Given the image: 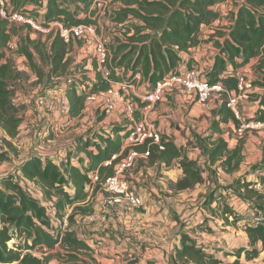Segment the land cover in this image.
I'll list each match as a JSON object with an SVG mask.
<instances>
[{"label": "trees", "instance_id": "obj_1", "mask_svg": "<svg viewBox=\"0 0 264 264\" xmlns=\"http://www.w3.org/2000/svg\"><path fill=\"white\" fill-rule=\"evenodd\" d=\"M93 1L9 0L7 9L10 14L21 13L34 19L41 16L45 26L57 22L63 27H71L95 22L92 17L97 9L92 7ZM225 1L111 0L114 6L107 12V17L117 25L120 36L111 37L113 42L108 45L109 68L122 69L128 84L142 83L151 91L156 83L178 72L180 63L184 62L189 69L192 61L183 59L182 54L205 42L215 49L212 64L204 72L205 79L232 91L237 87V69L257 58L254 69L258 78L252 80V84L263 93L249 95L258 101V107L254 116L246 121L264 123V0H234L227 10L226 22L222 23L220 13L213 7ZM215 21H219V25L212 29L213 33L206 39L200 38L201 28ZM17 27L0 16V128L10 139L17 136L22 121L20 107L12 101L14 84L21 73L15 69L10 57H24L39 82L58 79L63 83L64 87L60 89L68 100L71 118H80L84 114L89 94L106 92L112 82L121 81L122 76L116 75L114 69L103 78L94 61L89 69L87 57L72 62L70 54L80 48V39L64 42L56 30L41 38L42 33L28 24L18 28L22 32L25 30L22 34ZM31 33L37 36L32 38ZM13 40L15 47L10 50L8 43ZM90 70L94 75L89 74ZM221 96L222 101L211 110L208 133L194 135L193 143L211 172L219 169L231 175L244 162V139L236 137V143L230 147L223 137V126L232 123L238 129L241 121L226 106V94ZM135 100L139 107L145 106ZM134 117L139 118L138 111ZM102 120L103 115L97 118V122ZM130 131L131 127L120 124L111 126L107 134L88 130L85 135L76 136L58 161L47 155L33 154L18 165V177L10 173L0 177V264H49L53 259L57 264H100L94 249L87 243L88 237H79L73 226L77 217H89L94 213L96 193L101 191L104 181L114 175L115 166L129 152L128 148H123V142ZM6 144L14 150L11 143L6 141ZM262 146L258 164L252 167L253 171L261 169L256 171V179L238 178L232 185L234 192L253 201L259 208L264 205V142ZM133 149L139 153L148 152L147 165L156 163L158 169L176 165L180 169V176L170 185L172 192L191 191L203 182L200 166L189 156L187 147L176 145L172 139L161 135L159 144L147 139ZM7 159L6 151H1L0 161ZM93 176L96 181L92 184ZM17 178L33 183L39 189L40 197L28 192ZM255 182L263 186L261 193L253 188ZM87 185L91 186V192L85 191ZM201 206L211 215L219 216L225 225L240 220L221 193L211 191ZM244 232L247 246L236 248L232 253L233 260L228 262L214 256L198 238L181 232L167 264H241V257L251 261L258 257L259 248L264 249V224L245 225Z\"/></svg>", "mask_w": 264, "mask_h": 264}, {"label": "rangeland", "instance_id": "obj_2", "mask_svg": "<svg viewBox=\"0 0 264 264\" xmlns=\"http://www.w3.org/2000/svg\"><path fill=\"white\" fill-rule=\"evenodd\" d=\"M228 1H231L232 3L234 0ZM113 6L114 5L110 0V2L107 3L105 10H97V13L92 17V20L95 21L92 25L95 27L96 35H103L104 37H107L109 43L113 42L111 37H115V35L120 36V31L118 30L117 25L113 24L107 17V12L111 10ZM223 13H227V10H224ZM224 20L226 22V15L224 16ZM37 22L42 27L51 28L52 31H55L59 24L57 22H50L48 26H45L41 16L37 17ZM17 26L18 27L16 29L21 27L20 24ZM19 30L20 29H18V31ZM24 31L25 30H23V32H19L22 34ZM46 35L41 34L40 36L41 38H45ZM36 36L37 34L31 33L32 38ZM13 39L16 40L17 38L13 37ZM89 42L92 43L93 39ZM81 44L80 48H75V50L70 54L71 60L72 62H75L78 59V61L75 62L77 63L82 60L83 57H87V67L91 69L90 59L92 46L83 40H81ZM7 56H9V53ZM208 56L207 52L206 56L203 58ZM10 59L15 69L21 73V76H19L14 84V95L12 97V101L16 106L20 107V116L22 121L19 125L17 136L12 139L7 137L0 128V152L6 151L8 154L7 160L0 161V177L9 173L18 177V173L16 172L18 165L23 159L33 154L39 156L47 155L55 161L58 160V158L63 157L65 155L64 151H67V149L71 147L73 140L79 133L85 135L88 130H100L101 125L97 122V118L101 115H103V118L105 117L107 114L105 105L108 104L106 102L107 97L103 96L98 101L90 104L82 115L83 117L81 121L73 122L72 124H65V122L61 119L52 122V124H48L49 126H52L53 131L56 128V134H53L51 130H49L48 133H44V131H42V125H40L42 122L36 123L35 120H29L39 113L42 114L43 112H48L46 110L47 108L37 106L35 101L40 97L56 98L57 95H60L59 90L61 84L63 83H61L58 79H52L50 82L40 80L39 82L35 73L27 66L24 57L14 55V57H10ZM257 61L258 59L251 60L250 63L246 64L242 69H239L238 72L245 74L251 80H256L258 78V73L255 71L254 66ZM201 68L204 71L207 69L206 66H202ZM91 72H93L94 75V71ZM121 82L128 84L125 76H122ZM133 86L136 88V84H133ZM137 86L143 88V93L141 94L150 92V88L146 85L143 86L142 83L137 84ZM115 89L120 95L125 94L127 96L128 93L129 95L131 93L130 88L122 90L118 89V85H115ZM46 91L51 92L50 94H47ZM174 92L175 91H172L169 94L165 93L162 101L160 102L168 108H175L173 104L168 103L172 93ZM257 92L260 94L263 93L262 89ZM184 93V96H186L187 93ZM177 95L179 94L177 93ZM188 95H191V102L190 104L187 102L184 103L187 110L182 111V122L172 120L174 118L172 117V114L168 112V109H163L161 115L168 116L169 114V117L171 118H164V120L172 124L175 123V129H179L178 127L181 126L189 129V137L191 136L190 140H188V137L186 138L183 132H180V135H182L184 139H187V141L183 142L184 147H187L189 156L193 160L195 159L197 164L200 166L203 182L197 185L193 190H191V192L187 191L183 193H175L170 190V185L173 181L169 179L164 180L163 182L165 186H160L166 189L158 191V196H154L153 193H150L147 190L146 195L143 196V206L137 209L114 205L109 208L105 206L103 201L109 196L108 193L100 191L103 196L101 197L102 200H99L97 203L94 202L93 204H96L97 213H99V217L102 215V218H97L94 221V219L90 218V216L83 218L77 217V222L73 226V229L81 238L89 237L90 234H92L89 227L95 223V225H100L101 227L108 226V228L103 231L97 232L95 239L100 241V245L98 246L100 248L110 244V242L115 243L114 240L116 239H125V247H121V251H125V253L120 252V254H113L114 257L111 259H107L105 256L101 257L97 253L99 259H103L102 261L100 260V264H138L139 262L140 264H167L172 248L175 246V240H177L178 234L181 232L190 233L193 237L198 238V241L204 243V248L208 249L214 256L221 259L223 262H228L233 260L232 253L236 248L247 246L248 239L244 232L245 225L254 224L256 218L260 216V211L264 216V205L261 208L257 207V204L253 201H248L240 197L237 192L233 191L232 188L233 181L236 179L244 178V180H246L250 177L254 179L257 175L256 171H261V169L253 171L252 167L258 164L262 155L264 123L257 125L256 122L246 121L247 118L254 116V111L251 109L253 105H250V103L254 100L253 97L251 96L247 101H244L246 102L245 104H247V109L243 110L240 114L241 125H249V127L243 129L240 135L244 139L245 160L235 174L233 173L232 175H227L222 173L219 169L211 172V169L205 162L204 158L198 154L199 150L193 143L194 135H196L198 131H204L207 124L210 122L205 113L202 111L199 112L197 109H194L197 115L191 116V106L197 98L192 94ZM221 97L222 96L215 95L208 102V104L216 105ZM159 105L156 107H163V105ZM160 120L163 119L158 116L152 120L150 119L149 121H151L157 129V123H159ZM229 125L232 126L234 130L231 131L229 128H224V134H226L225 138L227 141L231 142L230 145L233 146L236 143V137L239 135L236 134V128L234 125L232 123ZM158 133L160 136L162 135L159 130ZM6 141L11 143L14 150L7 147ZM62 153L63 155H61ZM142 160L146 159H141L140 157L136 164L129 168L128 171L131 172L136 168V166L138 167L139 165H143ZM171 168H173V166ZM149 171L150 174L147 175V179L161 175V169H158L156 166L150 168ZM17 179L33 196L40 197L39 189L33 183L20 178ZM147 183L156 187L154 184L156 182H151V179ZM131 185L137 189H139V187L144 189L145 186H147L141 181L133 182ZM211 191H214L215 194L221 193L223 195V199L240 217V220L237 223L225 225L222 223L219 216L211 215L207 209L202 208L201 203L204 197ZM261 192L262 191H260V193ZM214 205L215 204H213V206ZM106 232H108V234H106ZM90 243L91 242H89V244ZM118 243L116 246H118ZM259 249L260 252L257 258L251 261H246L243 257H241V264H264V249ZM135 261L137 262L135 263ZM57 263L58 262L53 259L49 264Z\"/></svg>", "mask_w": 264, "mask_h": 264}, {"label": "built area", "instance_id": "obj_3", "mask_svg": "<svg viewBox=\"0 0 264 264\" xmlns=\"http://www.w3.org/2000/svg\"><path fill=\"white\" fill-rule=\"evenodd\" d=\"M110 0H94L92 7L96 8L98 11H103L106 9L107 3ZM232 4V3H231ZM7 7H9V0H0V16L4 19H7L9 24H28L33 30L39 31L42 34L49 33L52 29L49 27H42L37 19L31 18L27 15L21 13L10 14ZM225 21V20H224ZM210 27L211 35L213 33V28L219 25ZM214 23V22H213ZM212 23V24H213ZM211 24V25H212ZM209 25V26H211ZM56 31L59 33V36L64 40V42H69L72 38H77L83 41H86L89 45L92 46L91 52V61H94L97 66V71L102 75L103 78H107L111 69L109 68L110 62V52L108 49L109 40L103 35L97 36L95 33V27L90 25H74L71 27H63L61 24H58ZM93 39V42L89 41ZM205 42L199 43L198 45L190 48V58L195 59L197 53L201 50ZM210 44V43H207ZM211 45V44H210ZM15 47L14 41L8 43V49L13 50ZM203 47H205L203 45ZM215 51V49H213ZM7 52V50H5ZM214 53V52H213ZM257 59V58H256ZM92 71V70H91ZM115 74L122 76V69H114ZM204 70L199 66H191L189 69L184 68L183 70H178L173 75L165 77L163 80L156 83L153 90L145 94H134V96L141 103H145V106L139 107L138 102L133 98L129 99L128 104L124 110L127 118L131 121V131L128 137L123 142V148H128V154L123 158V160L115 166V173L113 176L107 178L101 186V191L108 193V197L104 199V204L107 207L114 206H126L130 209H137L143 206V198L132 190L127 181L123 179L122 175L126 170L133 167L136 164L137 160L141 158H146L148 152L139 153L133 149V147L142 144L145 140L149 139L151 143L159 144L160 135L158 129L155 128V125L149 121V117L145 114L139 118L134 117L135 111L147 110L151 105H154L156 102H160L163 99L165 93H171L172 91H182L187 94L194 95L198 101L204 103L210 101L215 95L221 96L226 94V106L231 109L235 117L240 120V114L242 108L240 107L243 101L249 99L251 93H258L260 88L253 87L252 80L249 79L245 74L235 73L237 79V87L235 90L227 91L225 90L220 83L210 84L204 77ZM136 78L139 79V76L136 75ZM115 85H118V89H132L133 84H125L123 82H112L109 90L103 93L98 94H89L86 98L87 102L93 103L98 101L103 96L107 97V105H105L106 113L114 107V98L119 96L118 91L115 89ZM115 95V96H114ZM222 98H219L221 102ZM36 105L39 107H45L48 112L59 113L62 121L65 124H72L73 119L68 114L69 104L66 96L62 92L59 98L52 97H40L35 101ZM106 104V103H105ZM261 124L259 122L256 123ZM241 125V124H240ZM249 127V125H241L236 129V134L241 135L244 128ZM162 149V146H159ZM115 155L112 156V159ZM96 181V176L92 177V184ZM253 188L257 191L263 189V186L259 182H255ZM85 191L92 190L90 185H87ZM256 218L254 224H264V216L261 214Z\"/></svg>", "mask_w": 264, "mask_h": 264}, {"label": "crops", "instance_id": "obj_4", "mask_svg": "<svg viewBox=\"0 0 264 264\" xmlns=\"http://www.w3.org/2000/svg\"><path fill=\"white\" fill-rule=\"evenodd\" d=\"M235 1H237V0H235ZM213 8L220 13V21L223 23L224 16L226 15V13H223V11L224 10H228L229 8H231V1H228L227 0L224 3H220L218 5H215ZM215 25H217V22H214L211 26H203L201 28V30H200V34H199L200 38L206 39L209 36L210 27H213ZM203 45L205 47H203ZM203 45H201L202 48L197 53L195 59H191L190 58V55H189L190 49L187 52L183 53L182 54V57H183V59L184 58L185 59L186 58L187 59L190 58L191 61H192L191 62V66H195V65L196 66H199V67L206 66L207 69H208L211 66V64H212V55H213V48L214 47L212 45H210V44H207V43H204ZM206 51L208 52V55L209 56L206 57V58H203L207 54ZM76 61H78V59ZM243 67H245V66H243ZM243 67L238 68L237 71H239V69H242ZM90 68H91V63H90ZM184 68H186V64L184 62H182L177 67V70H183ZM89 74L92 76L93 75V72H91V70H90V73ZM60 87L61 88L64 87V84H61ZM59 91H60V95H61L62 94V89H60ZM46 92H47V94H50L51 91H46ZM130 92H131L130 95L128 93L127 96L125 94H121V95L119 94L120 97L119 96H115V95H114L115 96L114 98L112 97V99H115L114 100V107L111 110H109L108 113L103 118V120L101 122H99L100 125H101L99 131H101L102 133L107 134V133H109V129L111 128V126L116 125V124L128 125L129 127H131V121H130L129 118H127L126 113L124 112V110H125V108H126V106L128 104L129 99H131V100H133V98L134 99H137L134 96V94L140 95L141 93H143V88H141V87H139V86L136 85V88H135V86H133V88L130 89ZM177 93L179 95H177ZM60 95H57L56 98H59ZM184 95H185V93L182 92V91H175L174 93H172V95L170 97V101H173V102H170L169 101L168 103L169 104H173L175 106V108H172V107L168 108L167 106H165L164 104H162V102H160V103L158 102V103L154 104L153 106L151 105L152 107L150 106V108L147 109V110L138 111L139 112V117H141L142 115L145 114L151 120L153 118L158 117V116H159V118L163 119V120H160L159 123H157V129L160 131V133L163 136L167 137L168 139H172L174 141V143L176 145H178V146L179 145L184 146L183 142L184 141H187V139H184V137L182 135H180V132H183L184 135L186 136V138L188 137V140L191 139V136L189 137V129L188 128H185L184 126L178 127L179 129H175L176 128L175 123L172 124V123H169L168 121L166 122L164 120V118L165 119L166 118H171V117H169V114H168V116H163V115H161V112H162L163 109H168V112L171 113L172 114V117L174 118L172 120H175L176 122H182V111L183 110H187L185 108L184 103L187 102V103L190 104V102H191L190 101L191 100L190 99L191 98V95H188V94L186 96H184ZM47 96H51V95H47ZM208 102L207 103H205V102L202 103V102L196 100L192 104V106H191V110H190L191 111V116L197 115V113L194 111V109H197L199 112H201V111L204 112L205 115L209 118V122H210V117H211L210 110L214 106H216V105H214V104H210L209 105ZM219 103H220V101L218 100L217 105ZM245 103L246 102L243 101L242 104H241L242 111L247 109V104H245ZM90 104L91 103H89L87 105L85 111L90 106ZM158 105L159 106H162L163 105V107L157 108L156 106H158ZM250 105H253L251 109L253 111H255L256 108L258 107V101L253 100L252 103H250ZM82 117L83 116H81L80 118H74L73 119V122H79V121H81L82 120ZM180 117H181V119H180ZM61 119L62 118H61V116H60V114L58 112L57 113H54V112L53 113L43 112L42 114L39 113L38 115L34 116L32 119H29V120L30 121L31 120L32 121L35 120L36 123L42 122L40 125H42V131H44V133H48L49 130H51V132H53V134H56V128L53 131L52 126H49L48 124H52V122H55V121H58V120H61ZM208 127H209V123L207 124V127H206V129L204 131H198L196 133V135H205V134H207L208 133ZM224 128H229V129H231V131L234 130V128H232V126H230L229 124L226 125V126H224L223 129ZM79 135H82V134L79 133L78 136ZM225 135L226 134H223V137L224 138H225ZM230 143L231 142H228L229 146L232 147L230 145ZM61 155H63V153ZM59 159L60 158H58V160ZM58 160H56V161H58ZM244 160H245V158H244ZM142 163H143V165H139L138 167L136 166V168L133 169V171H131V172H129L128 170H126L125 173L122 175V177H123V179H125L127 181L129 187L132 190H134L136 193H138L143 199H144L143 196L146 195V191L147 190L150 193H153L154 196L155 195L158 196V194H157L158 191H161V190H165L166 189V188H163L162 187V186H165L164 185V182H163L164 180L169 179V180H172L173 182H175L178 179V177L180 176V169L176 165H174L173 168H169V169L161 168V175L160 176H155L154 175L155 177L147 179V175L150 174L149 169L150 168H153V166H156V163L154 165H147V163H146L145 160H142ZM144 163H146V164H144ZM150 179H151V182H156V183H154L156 187L152 186L150 183H147ZM255 179L256 178L252 179V177H250V178H247L246 180L253 181ZM139 181L145 183L147 186H145L144 189L141 188V187H139V189H137V188H135L134 186L131 185V183H133V182H139ZM160 185H162V186H160ZM183 192H187V191H183ZM183 192H178V193H183ZM189 192H191V191H189ZM101 197H103L102 196V193L100 191H98L96 193L95 197H94L93 203L94 202L97 203L99 200H102ZM153 210H155V209H153ZM97 212L98 211L96 210V204H95L94 205V213L90 216V218H93L94 221L97 218H102V215H100V217H99V213H97ZM96 213H97V215H96ZM95 224H93L91 227H89V229L91 230V233L92 234H90V236L88 237L87 243H88V245H90L91 248L94 249L95 257H96V259L99 262H101L103 259L102 258L99 259V256H97V253L101 257H104V256L107 257V259H111L112 257H114L113 254H120V252H124L125 253V251H121L122 250L121 247L122 248L125 247V244H126L125 239H122V238H119V239L114 240L115 243L110 242V244H108L106 246H102L101 245L102 246L101 248L98 247L100 245V241H98L97 244L95 243L96 242V239L95 238H96L97 232L103 231L104 229L108 228V226L101 227L100 225H95ZM106 234H108V232H106ZM103 237H104V234H103ZM89 242H91V243L89 244ZM117 243H118V246H116ZM175 245H178V241L177 240H175ZM138 260H139V257H138ZM110 261H112V260H110ZM138 264H140V262Z\"/></svg>", "mask_w": 264, "mask_h": 264}]
</instances>
